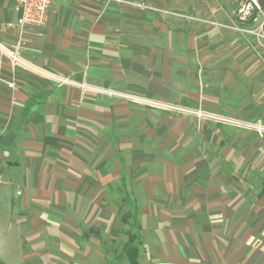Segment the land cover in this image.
I'll list each match as a JSON object with an SVG mask.
<instances>
[{
  "label": "crops",
  "instance_id": "crops-1",
  "mask_svg": "<svg viewBox=\"0 0 264 264\" xmlns=\"http://www.w3.org/2000/svg\"><path fill=\"white\" fill-rule=\"evenodd\" d=\"M239 1L53 0L44 28L10 29L18 2L0 0V232L134 203L140 264H264V138L53 80L264 126V48Z\"/></svg>",
  "mask_w": 264,
  "mask_h": 264
},
{
  "label": "rangeland",
  "instance_id": "rangeland-1",
  "mask_svg": "<svg viewBox=\"0 0 264 264\" xmlns=\"http://www.w3.org/2000/svg\"><path fill=\"white\" fill-rule=\"evenodd\" d=\"M53 80L55 82L58 81L56 78H53ZM60 84L67 85L62 83ZM70 86L80 89L79 86L74 84ZM86 93L95 94L96 96H100V98L104 100H118L119 102L128 103L134 106L135 108L138 106L145 107L149 110H152L156 115L158 112L163 115H166L167 117L171 116L172 118H187L191 119L192 121L203 124L212 123L215 125L229 126L240 129L242 128L247 131L249 130V132H255L261 138H264V134L260 135L255 129L248 128L242 125L256 123L239 122L237 120L225 117L218 113H212L200 109L196 110L187 106H181L177 103L164 102L169 105L187 109L192 113H187L185 111H179L175 109H165L152 105L150 106L142 100L151 99L138 95H125L118 94L116 92H114V94L112 95H108L107 93L93 91H86ZM199 111H202L205 114L214 116L216 115L218 117L227 119L229 122H222L217 119H212L206 116L199 117L197 114V112ZM234 122L238 123L234 124ZM115 194L116 193L107 195V199L112 202V197ZM132 194H134L135 197L140 201L141 194L139 192H132ZM136 208L138 218H140L141 223H143L142 221L145 217L142 214L146 210L144 207L138 205L136 206ZM104 211L108 214L107 217L109 223L91 222V224L89 225L85 224L83 222L84 220H81V218H79L77 215H65L63 217L51 216L49 217L47 223H45L43 226L41 225L38 230H33L37 226L34 221V219L37 218H34L33 216L31 217L34 221L33 227L29 225V227H27L25 231L21 232L10 230L4 233L0 232V264L1 262L3 264H109L111 262L117 264L113 259V251L120 252L123 244L126 241V236L123 234V232L128 228L122 224L121 217L128 211V207H107ZM19 217V223L14 220V216L10 217L11 220L14 221L12 222L11 227H14L16 225L19 226L21 223H23V221L25 222L30 220V216H28V214H22L19 215ZM145 222L146 221L144 220V225H146ZM147 226L148 225H146V227ZM90 228L98 230L99 233L92 234L88 239H86L84 235L86 232H88Z\"/></svg>",
  "mask_w": 264,
  "mask_h": 264
},
{
  "label": "built area",
  "instance_id": "built-area-1",
  "mask_svg": "<svg viewBox=\"0 0 264 264\" xmlns=\"http://www.w3.org/2000/svg\"><path fill=\"white\" fill-rule=\"evenodd\" d=\"M107 3L116 2L118 0H104ZM18 2V10L20 11V16L15 24H10L9 28H34V29H41L44 28L48 23V16L49 11L52 5L53 0H17ZM237 20L241 24H251L257 23L255 28H246L241 29L242 32L247 33L249 35L254 36L258 44L264 48V15L262 12V8L259 5L257 0H240L237 10ZM12 62L14 65H21L27 67L26 64L20 61L17 56V53H11ZM60 83L62 84H69V85H77L83 91H93V92H103L107 93L108 95L114 94L112 91L107 90H100L99 88H95L93 86H88L85 83H75L65 78H57L55 77ZM143 102L147 103L148 105H152L155 107H161L165 109H175L179 111H185L187 113H192L187 109L169 105L164 102H156L151 100H142ZM194 113V112H193ZM195 114V113H194ZM199 117L206 116L210 118L217 119L222 122H229L227 119L205 114L202 111L197 112ZM238 122H234L237 124ZM241 125V124H239ZM248 128L255 129L260 135L264 134V127L258 124H242Z\"/></svg>",
  "mask_w": 264,
  "mask_h": 264
},
{
  "label": "trees",
  "instance_id": "trees-1",
  "mask_svg": "<svg viewBox=\"0 0 264 264\" xmlns=\"http://www.w3.org/2000/svg\"><path fill=\"white\" fill-rule=\"evenodd\" d=\"M261 195L264 196V186ZM121 222L128 228L123 232L126 241L120 252L113 251V259L117 264H140V256L143 251L142 226L134 203L128 206V211L122 215ZM98 233V230L90 228L84 237L88 239L92 234ZM1 264L3 263L1 262ZM109 264H114V262Z\"/></svg>",
  "mask_w": 264,
  "mask_h": 264
}]
</instances>
